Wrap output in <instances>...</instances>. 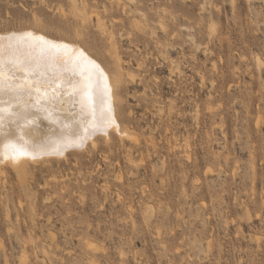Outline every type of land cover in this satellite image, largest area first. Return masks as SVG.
Instances as JSON below:
<instances>
[{"label": "rangeland", "instance_id": "rangeland-1", "mask_svg": "<svg viewBox=\"0 0 264 264\" xmlns=\"http://www.w3.org/2000/svg\"><path fill=\"white\" fill-rule=\"evenodd\" d=\"M71 2L0 0V35L82 24L110 67L113 33L140 143L0 173V264H264V0Z\"/></svg>", "mask_w": 264, "mask_h": 264}, {"label": "snow or ice", "instance_id": "snow-or-ice-1", "mask_svg": "<svg viewBox=\"0 0 264 264\" xmlns=\"http://www.w3.org/2000/svg\"><path fill=\"white\" fill-rule=\"evenodd\" d=\"M67 47L43 37H35L30 32L10 36L6 45L0 42V136L5 141L0 159L17 160L25 156L36 159L45 154L35 149L30 151L9 139V135L2 131L4 121L8 119L18 123L22 120L27 123L30 117L38 118L41 111L51 117L53 113L45 104L57 107L65 95L79 105V112L73 119L79 120L86 135L74 133L76 140L65 137L55 152L49 154H62L69 146L81 147L87 136L98 131L106 132L108 126L115 124L111 88L103 69L95 61L89 60L83 51L79 52L78 57H69L63 64L58 63L59 53ZM84 63L90 64L92 71L79 72L80 76L87 78L82 82L76 77ZM18 72L23 75L19 76ZM65 89H71V92ZM33 96H36V105L39 106L36 113L28 111V100ZM14 103L17 105L15 108ZM19 139L23 144L27 143L23 136Z\"/></svg>", "mask_w": 264, "mask_h": 264}, {"label": "bare ground", "instance_id": "bare-ground-1", "mask_svg": "<svg viewBox=\"0 0 264 264\" xmlns=\"http://www.w3.org/2000/svg\"><path fill=\"white\" fill-rule=\"evenodd\" d=\"M72 4V8L74 7V12L73 14L75 13V15L79 16L83 19H85V17L82 15L81 11L82 8H79L78 5H77V2H79V0H71ZM82 1V0H81ZM113 1V0H112ZM117 1V0H115ZM133 0H131L132 2ZM70 2V1H69ZM86 2V1H85ZM130 2V1H129ZM83 3V2H81ZM79 4V3H78ZM85 4V5H84ZM89 4V3H88ZM86 3H83V5L85 6V8H87L86 6L88 5ZM81 5V6H83ZM80 6V7H81ZM84 9V7H83ZM124 9V8H123ZM66 18V17H65ZM71 18V17H70ZM80 18V19H81ZM97 18V17H96ZM72 19H75V18H71L70 20ZM74 22V21H73ZM83 22V21H82ZM86 23V22H85ZM72 24V23H71ZM76 25V23H74ZM100 24V23H99ZM80 25V24H79ZM82 25V24H81ZM81 25L80 27L78 25L76 26H73L71 25L70 27V31L72 32V37L74 39V37L76 39L72 40L71 38L70 39H61V38H57V37H54V36H51V35H48L46 33H44V31H33L31 29V31H29L30 29L26 30L25 32H11L10 34H7L5 35L6 33H4V35H0V42L4 43L5 45L8 43V38L10 36H13V35H19L21 33H32L35 37H43L45 38L46 40H52V41H55L56 43L60 44V45H67V49L64 50L62 49L61 52L59 53V60H58V63L60 64H63V61L68 59L69 57H78L79 55V52L83 51L85 56H87L89 58V60H92V61H95L96 64H98L100 66L101 69H103L104 71V74L107 78V83H108V86L111 88V96H112V105H113V119L115 120V124L113 125H110L107 127L106 129V132L105 131H98L96 132L95 134H92V135H89L87 136V138L85 139L84 143H83V146L81 147H66L63 151L62 154H49V153H53L55 152L56 148H57V145L58 144H61L63 142V139L66 137V138H69V139H72V140H76L77 139V136L74 135V133H79L80 136H85L86 134L84 133V130H83V126L80 125V122L78 119H73L74 115L76 113L79 112V105L78 104H75V102L73 100H71L69 98L68 95H65L63 100L60 102V104L57 106V107H52L51 105H47L45 104V107H48L49 110L53 113V115L51 117H49L47 115V113L45 112H39L38 113V118L37 117H30L29 118V122L25 123L24 121H19L18 123L15 122V121H9L8 119H6L4 121V128H3V132H6L8 135H9V139H11L14 143H17L18 145H21V146H24L26 147L28 150H33L35 149L36 151H44L45 154L43 155H39L36 159H32L30 157H21L17 160H12V159H0V173L1 174H4L6 172V169L7 168H11L12 171H14L18 177H22L26 175V171H28V168L30 166L33 165L34 166H44L46 165L47 163L49 162H53V161H57V162H60V161H69V157L71 155H74V154H79V153H82V154H86V153H91L92 154V150H90L88 148V145L89 143L91 144V149H94V150H97V151H100V152H104V150L106 148L104 147H100L99 146V143H98V140L102 143H104L106 146H107V149H112V147L114 145H116V141H121L120 144L122 142H125V140H131L132 142L133 141H137L136 143H140L138 142L140 138H138L134 132L131 131V129L126 125V121L128 119V114H127V110H126V107H125V99L127 97V93H126V78L127 79H131L133 78V74L132 72H129L127 71L126 73L123 71L122 69V64H121V58L118 54V50H117V46L114 42V34L113 33H109V36L106 40V45H107V52L109 54V57H110V67H107L104 65V62L102 59H100L97 55H94L87 47H86V44L87 43H94V40H80L82 39L83 36H85L87 33H85L84 29L81 28ZM84 26V25H83ZM97 26V25H96ZM101 29V28H100ZM24 30V29H23ZM102 30H104L103 26H102ZM101 32V31H100ZM103 33V31H102ZM105 33V32H104ZM3 34V33H2ZM74 36V37H73ZM79 39V40H78ZM105 41V40H104ZM259 57H257V60H261V59H258ZM262 61V60H261ZM261 61H258V63H260ZM159 62V61H158ZM165 63V62H164ZM171 64V61L169 62ZM160 64V63H159ZM168 64V63H167ZM169 64V65H170ZM176 64V62H175ZM262 64V63H261ZM139 65V64H137ZM173 65V64H172ZM164 67V65H163ZM162 67V68H163ZM160 68H161V65H160ZM177 69V68H175ZM181 69V68H180ZM170 70H172V68H170ZM169 70V71H170ZM199 70V69H198ZM91 72L92 71V66L90 64H87V63H84V64H81L80 66V69L78 70V73H77V79L81 80L82 82L85 81L87 78L84 77V76H80L79 75V72ZM173 71V70H172ZM171 71V72H172ZM176 71V70H175ZM175 71L173 72L175 74ZM178 73H180V71L182 70H179L178 68ZM172 73V74H173ZM19 76H22L23 73H20L18 72L17 73ZM181 74V73H180ZM179 74V76H180ZM177 75V74H176ZM136 76V75H135ZM134 76V77H135ZM172 76V75H171ZM178 76V75H177ZM201 76V74H200ZM202 77V76H201ZM155 80H158L157 78H159L158 76L156 77L155 76ZM132 80V79H131ZM130 80V81H131ZM201 80V79H200ZM157 81V82H158ZM215 82V81H214ZM213 82V83H214ZM138 83V82H137ZM136 83V84H137ZM205 84H206V81H205ZM212 84V83H211ZM162 85V84H161ZM211 87L214 86V85H210ZM157 87H160V85L158 86L157 84ZM162 87V88H161ZM160 88L161 89H164L163 86H161ZM177 89V88H175ZM166 90V88L164 89ZM212 90V89H211ZM66 92L70 93L71 92V89H65ZM180 91V90H179ZM222 91V90H221ZM182 92V91H181ZM218 92V91H217ZM220 92V91H219ZM161 93V92H160ZM164 93V92H163ZM166 93V92H165ZM179 93V92H177ZM216 93V92H214ZM196 94V93H195ZM219 95V93H217ZM193 95V94H192ZM210 95H213V94H209V99L212 97H210ZM223 95V94H222ZM164 96V95H163ZM166 96V95H165ZM221 96V95H220ZM216 97V96H215ZM166 98V97H165ZM195 98V97H194ZM7 99V98H5ZM163 100V99H162ZM182 100H185V99H182ZM193 101V99H192ZM159 102V101H158ZM158 102H156L157 104H159ZM162 102V101H161ZM160 102V104H161ZM190 102V101H189ZM194 102H195V99H194ZM28 103L30 105L28 111L30 112H33V113H36L37 112V109H38V105H36V96H33L31 99L28 100ZM43 103V101H42ZM165 103V102H164ZM186 103V102H184ZM197 103V102H195ZM194 103V104H195ZM75 104V106H74ZM191 104V103H190ZM198 104V103H197ZM188 104L186 103V106ZM196 105V104H195ZM185 106V107H186ZM194 106V105H193ZM192 106V108H193ZM17 107V105L14 103L13 104V108ZM165 107V106H164ZM189 108V107H188ZM199 108V107H197ZM196 108L197 112H198V109ZM212 109V108H211ZM23 110V109H22ZM180 110V109H179ZM159 111V110H158ZM164 111V110H163ZM184 111V109H183ZM209 111L210 110V106H209ZM166 112V111H165ZM168 112H171V111H168ZM186 112V111H185ZM167 113V112H166ZM173 114V112H171ZM177 113H180V112H177ZM182 113V112H181ZM193 113V111H192ZM199 113V112H198ZM197 113V115H198ZM210 113V112H209ZM164 114V113H163ZM162 114V115H163ZM219 115V114H218ZM221 115V114H220ZM165 116L167 117V115L165 114ZM168 116L169 113H168ZM131 117V116H130ZM164 117V116H163ZM193 117V116H192ZM197 117V116H196ZM170 117H168L169 119ZM195 118V117H194ZM199 118V115L197 117V119ZM213 118V117H212ZM258 119L261 118V117H257ZM196 119V120H197ZM256 119V120H258ZM170 120V119H169ZM169 120H167V124L169 122ZM195 120V119H194ZM260 121V119H259ZM129 122V121H128ZM162 122H163V119H162ZM164 122V123H165ZM198 122V120H197ZM165 123V124H166ZM65 125H68V127H65ZM258 126V121H257V124H256V121H255V126ZM164 126V125H163ZM166 126V125H165ZM168 128V125L166 126ZM159 129V128H158ZM161 129V128H160ZM169 129V128H168ZM156 130V129H155ZM167 130V129H166ZM171 131H173V129L170 128ZM169 130V131H170ZM160 131V130H159ZM158 131V132H159ZM162 133H163V130H161ZM168 131V132H169ZM167 133V131H165ZM164 132V134L166 135V133ZM188 132V131H187ZM154 133V132H153ZM161 133V132H159ZM174 133V132H172ZM172 135V134H171ZM20 136H23V140L26 141L27 143L26 144H23L19 137ZM187 138V137H186ZM185 138V140H186ZM194 139V138H193ZM146 141V140H145ZM5 141H3V138L2 136H0V151H3V143ZM147 142V141H146ZM145 142V143H146ZM152 142V141H151ZM119 143V142H118ZM126 143V142H125ZM135 143V144H136ZM185 144V143H184ZM186 144H187V141H186ZM189 144V143H188ZM119 145V144H118ZM121 145H126V144H121ZM119 145V146H121ZM141 145V144H139ZM139 145H138V148H139ZM146 145V144H145ZM179 145V144H177ZM124 146L123 147V150H124ZM128 146V145H127ZM132 146V145H131ZM150 146V145H149ZM173 146V144H172ZM181 146V145H180ZM186 146H189V145H186ZM130 147V146H129ZM128 147V149H129ZM134 147V146H133ZM131 147V149L133 148ZM156 146H154L155 148ZM147 148V147H146ZM145 148V149H146ZM183 148V147H182ZM187 148V147H186ZM185 148V149H186ZM254 148V146H253ZM127 147L125 149L128 150ZM135 149V148H134ZM159 149V148H158ZM166 149V148H165ZM170 151L169 152H172L171 151V147L169 148ZM118 150V148H117ZM130 150V149H129ZM128 150V151H129ZM137 150V149H136ZM139 150V149H138ZM174 150V149H173ZM179 150V148H178ZM244 150V148H243ZM96 151V152H97ZM131 151V150H130ZM147 151V149H146ZM187 151V153L189 152V150H185ZM253 151V150H252ZM106 152V151H105ZM196 152V151H195ZM129 153V152H128ZM127 153V154H128ZM148 153V152H147ZM186 153V154H187ZM191 153V151H190ZM254 153V152H253ZM256 153V151H255ZM254 153V154H255ZM132 154V153H131ZM185 154V153H184ZM189 154V153H188ZM252 154V153H251ZM141 155L142 152H141ZM133 156V154H132ZM165 156V155H164ZM254 155H252L253 157ZM131 158V156H129ZM188 157V159L191 158V154L187 155L186 158ZM128 158V157H127ZM133 158V157H132ZM165 158V157H164ZM128 162H130L129 158L127 159ZM255 160V158H254ZM133 162H136V161H133ZM118 164L120 163L117 162ZM254 163V162H253ZM76 164V163H75ZM135 164V163H133ZM120 165V164H119ZM255 166V163L253 164ZM252 165V166H253ZM119 167V166H118ZM121 167V165H120ZM255 168V167H254ZM119 169V168H118ZM122 169V168H120ZM235 169H237L235 166L233 168V172L235 173ZM238 170V169H237ZM236 170V171H237ZM257 170V169H256ZM210 171V170H209ZM255 171V169H254ZM208 172V171H206ZM211 173H214L211 171ZM254 173V172H253ZM235 175V174H234ZM257 176V175H256ZM2 179H0V182H1ZM103 187V186H102ZM65 188V187H64ZM121 195V194H120ZM119 196V195H118ZM121 196H119V199H120ZM35 199V198H34ZM51 199V198H49ZM35 202V201H34ZM18 207H19V211L20 212H24V206H23V203L21 201H18ZM36 205L35 207L33 206V210H34V215L36 216ZM249 210V208L247 209ZM19 212V214H21ZM6 216L7 217H10V212L9 210H7V213H6ZM26 228L27 230L29 231H35V226H26V227H23V229ZM11 229H9L8 231H10ZM91 243V242H90ZM88 243L89 245H92L94 246V244H90ZM35 244V243H34ZM33 244V245H34ZM87 244V242L85 243ZM2 245V243H1ZM30 246V244H29ZM27 247V246H26ZM31 247V246H30ZM35 247V246H34ZM91 247V246H90ZM96 247V246H95ZM94 247V248H95ZM28 248V247H27ZM89 248V247H88ZM92 249V248H91ZM30 250V249H29ZM93 250V249H92ZM27 253V252H26ZM46 253V252H45ZM30 255V254H29ZM36 255V254H35ZM27 256V255H26ZM37 256V255H36ZM30 258V257H29ZM27 259V258H26ZM23 260V259H22ZM25 260V259H24ZM23 260V261H24ZM27 261V260H26ZM29 261V260H28Z\"/></svg>", "mask_w": 264, "mask_h": 264}]
</instances>
